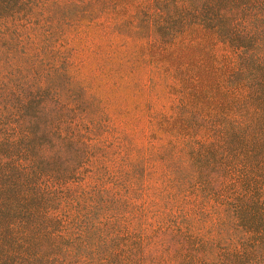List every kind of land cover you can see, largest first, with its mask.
Wrapping results in <instances>:
<instances>
[{"label":"trees","instance_id":"1","mask_svg":"<svg viewBox=\"0 0 264 264\" xmlns=\"http://www.w3.org/2000/svg\"><path fill=\"white\" fill-rule=\"evenodd\" d=\"M0 264H264V0H0Z\"/></svg>","mask_w":264,"mask_h":264},{"label":"rangeland","instance_id":"2","mask_svg":"<svg viewBox=\"0 0 264 264\" xmlns=\"http://www.w3.org/2000/svg\"><path fill=\"white\" fill-rule=\"evenodd\" d=\"M212 51H213L212 53L216 56L217 59H223L224 57L229 56L228 52L217 44L213 46ZM85 59H86L85 64L88 68V71H90V73H96V74L103 75V72L101 71L102 67L99 65L100 64L99 57L90 55ZM140 67H142V69H139L138 67H136L134 73L131 74L132 85L128 90L126 89L122 93V100H121V105L130 109L131 112L136 113V115L139 114L137 108L141 101V96H139V93H138L139 83L141 81L142 84H147V81H146L147 77L145 74L146 68L143 65H140Z\"/></svg>","mask_w":264,"mask_h":264}]
</instances>
